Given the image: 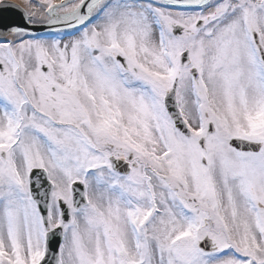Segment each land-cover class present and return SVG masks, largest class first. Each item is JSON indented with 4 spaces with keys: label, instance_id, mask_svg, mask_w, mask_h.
Returning a JSON list of instances; mask_svg holds the SVG:
<instances>
[{
    "label": "snow or ice",
    "instance_id": "snow-or-ice-1",
    "mask_svg": "<svg viewBox=\"0 0 264 264\" xmlns=\"http://www.w3.org/2000/svg\"><path fill=\"white\" fill-rule=\"evenodd\" d=\"M0 264H264V0H0Z\"/></svg>",
    "mask_w": 264,
    "mask_h": 264
},
{
    "label": "water",
    "instance_id": "water-1",
    "mask_svg": "<svg viewBox=\"0 0 264 264\" xmlns=\"http://www.w3.org/2000/svg\"><path fill=\"white\" fill-rule=\"evenodd\" d=\"M14 3V2H13ZM4 15V17L8 20V21H10V22H12V23H15V24H17V25H21V26H23L24 25V20H23V18H22V14L20 13V12H17V11H12V12H7V13H4L3 14ZM33 31H35V32H45V31H48V29L47 28H45V27H34L33 29H32Z\"/></svg>",
    "mask_w": 264,
    "mask_h": 264
},
{
    "label": "bare ground",
    "instance_id": "bare-ground-1",
    "mask_svg": "<svg viewBox=\"0 0 264 264\" xmlns=\"http://www.w3.org/2000/svg\"><path fill=\"white\" fill-rule=\"evenodd\" d=\"M12 1L15 3H21L22 2V0H12Z\"/></svg>",
    "mask_w": 264,
    "mask_h": 264
}]
</instances>
